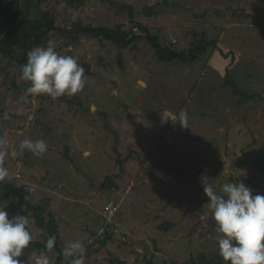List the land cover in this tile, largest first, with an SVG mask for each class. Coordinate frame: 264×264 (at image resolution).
<instances>
[{"label":"rangeland","instance_id":"obj_1","mask_svg":"<svg viewBox=\"0 0 264 264\" xmlns=\"http://www.w3.org/2000/svg\"><path fill=\"white\" fill-rule=\"evenodd\" d=\"M74 2L30 0L28 6L37 14H53L59 26L81 20L87 26L128 31L138 21L179 52L190 51L201 36L218 45L194 61H163L143 39L125 47L88 35L70 42L53 33L58 54L90 69L82 91L55 99L27 93L30 82L21 78L23 50L15 52L16 58L0 55L4 147L10 154L26 138L47 144L40 156L28 151L9 155L6 181L28 187L26 199L32 204L49 200L62 250L80 241L88 247L84 264L218 259V233L203 184L219 189L242 181L254 195H264V99H243L264 95L261 0ZM5 31L0 25V39ZM181 110L187 113V127L174 122ZM165 112L174 114V121L162 123ZM109 176L122 188H101ZM18 201L4 200L0 208L9 218H29L31 241L47 240V231ZM110 202L119 209L109 219L105 209ZM106 236L110 238L101 247ZM45 255L49 264H57L60 254L27 247L18 259L37 264ZM71 259L63 256L61 264H71Z\"/></svg>","mask_w":264,"mask_h":264},{"label":"clouds","instance_id":"obj_2","mask_svg":"<svg viewBox=\"0 0 264 264\" xmlns=\"http://www.w3.org/2000/svg\"><path fill=\"white\" fill-rule=\"evenodd\" d=\"M21 73V78L30 82L26 90L28 94L48 95L53 99L75 95L86 83L85 68L76 58L58 54L53 41L30 50ZM4 118H9L7 113ZM160 119L162 123L169 119L174 121L167 112L161 114ZM174 122L187 127V113L181 110ZM6 144L7 141L0 137V182L9 177L5 166L9 155L16 158L28 151L40 156L47 151L44 140L23 139L18 149L10 154L4 147ZM203 192L207 197L205 205L216 224L218 252L226 264H264V195H254L242 181L224 183L219 189L203 184ZM31 240L29 218L26 215L9 218L4 207L0 208V264H22L18 258ZM55 240V236L48 238L46 248L49 251L54 248ZM85 251V245L76 241L63 249V255L72 258L71 264H84ZM37 264H49L48 257L41 256Z\"/></svg>","mask_w":264,"mask_h":264},{"label":"trees","instance_id":"obj_3","mask_svg":"<svg viewBox=\"0 0 264 264\" xmlns=\"http://www.w3.org/2000/svg\"><path fill=\"white\" fill-rule=\"evenodd\" d=\"M76 0H70L74 2ZM85 0H77V3L82 4ZM75 3V2H74ZM30 0H0V25H4L6 28L5 33L0 39V55H5L9 58H16L15 52L23 50L24 54L20 61L27 62V53L32 47L46 46L48 41H51L53 33H59L63 38L75 41L80 38L81 35H88L95 38H101L120 46H129L134 42L140 40H146L148 44L155 50L157 57L163 61H172L174 59H180L185 62L196 60L202 53H204L207 47H216L218 42L216 40H208L204 36H201L199 41L194 44L188 52H179L174 48V44L163 45L161 41L151 34L148 27L138 21H133V27L130 30H124L122 26L116 28L109 27H95L87 26L82 23L81 20L72 24L71 27L56 25V18L53 14H49L48 11L41 10L40 13L34 9H31ZM259 25V24H258ZM262 26V25H261ZM264 27V26H263ZM138 28L137 32L134 29ZM88 66V65H87ZM237 88V87H236ZM243 99H264L263 94H251L243 95ZM120 158V157H119ZM117 159L116 162L119 165H123L121 159ZM115 176L107 177L100 185L101 188L112 190H118L116 186ZM16 183L0 182V191L3 198L0 199V203L4 200L18 198L24 207H26L25 214H30L36 220V223L42 229H45L48 233V238L55 236L54 248L49 251L46 248L45 241H31L29 248L32 250H43L48 252H59L57 264H61L63 260V250L60 246V232L57 220L52 212L48 211L50 205L49 200H43L39 204H32L26 199V193L29 190L25 185L17 188ZM115 188V189H114ZM14 203V202H13ZM47 216V217H46ZM107 235L112 232L107 231ZM105 236V234H104ZM109 236H106L104 241H101V247L105 246L109 240ZM88 249V247H86ZM203 261V262H202ZM120 264H129L126 261H118ZM149 264H154L150 261ZM201 264H226V262L219 257L218 259H210L206 262L205 258L201 260Z\"/></svg>","mask_w":264,"mask_h":264},{"label":"built area","instance_id":"obj_4","mask_svg":"<svg viewBox=\"0 0 264 264\" xmlns=\"http://www.w3.org/2000/svg\"><path fill=\"white\" fill-rule=\"evenodd\" d=\"M259 9H260V18L259 21H261L264 24V0H261L259 3ZM119 209V206L117 204H114L113 202H110L105 209V215L110 219L111 215H113L115 212H117ZM110 222V221H109Z\"/></svg>","mask_w":264,"mask_h":264},{"label":"crops","instance_id":"obj_5","mask_svg":"<svg viewBox=\"0 0 264 264\" xmlns=\"http://www.w3.org/2000/svg\"><path fill=\"white\" fill-rule=\"evenodd\" d=\"M258 27V26H257ZM220 45V44H219ZM174 116V114H172V115H170V117H173ZM148 144L150 143L151 144V142H147ZM161 145V144H160ZM160 145H159V147H160ZM123 170V169H122ZM119 173H121V171L120 172H118L117 174H115V175H118ZM149 175H151L150 173H148ZM152 176V175H151ZM116 179V178H115ZM143 184L142 185H144L145 187H148L149 185H148V181H144V182H142ZM116 186H118L119 188L118 189H121L122 187H121V185L119 186L118 185V182L116 181ZM128 187H130V185L128 186ZM127 187V188H128ZM114 191V190H113ZM126 193V192H125ZM159 209V208H158ZM159 228H161V226L159 227ZM124 234H126L125 232H124Z\"/></svg>","mask_w":264,"mask_h":264},{"label":"water","instance_id":"obj_6","mask_svg":"<svg viewBox=\"0 0 264 264\" xmlns=\"http://www.w3.org/2000/svg\"><path fill=\"white\" fill-rule=\"evenodd\" d=\"M81 66L85 68L86 73L90 72V69L88 67H86L85 65H81Z\"/></svg>","mask_w":264,"mask_h":264}]
</instances>
